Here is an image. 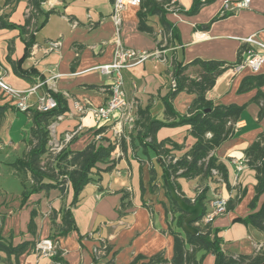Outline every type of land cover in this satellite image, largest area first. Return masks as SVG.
I'll list each match as a JSON object with an SVG mask.
<instances>
[{"label":"crops","instance_id":"1","mask_svg":"<svg viewBox=\"0 0 264 264\" xmlns=\"http://www.w3.org/2000/svg\"><path fill=\"white\" fill-rule=\"evenodd\" d=\"M154 1L155 6L144 0L141 5L131 4L123 11L121 37L125 46L165 51L161 58L123 70L125 90L135 102L136 121L140 110H148L153 118L166 121L164 96L171 89L176 63H190L198 58L235 62L242 46L249 48L243 38L257 33L264 42V0H251L248 8H238L226 15H221L226 0H208L195 13H192L194 0ZM42 9L48 14L47 22L35 33V44L27 53L19 25L25 22L29 0H15L11 4L0 0V15L7 14L9 21L16 24L0 29V64L5 81L28 91L43 79L48 80L55 70L59 76L29 97V102L35 103L38 95L47 90L63 97L66 109L50 125L49 144L78 151L92 140L110 139L116 148L109 163L99 164L94 173L96 180L84 187L75 204L71 184L65 191L54 187L35 193L23 203V177L9 163L28 148L33 121L28 112L17 110L0 90V105H9L0 117L3 144L0 152H5L0 161V177L5 178L0 187L2 235L14 243L49 237L61 222V212L70 209L76 227L56 238L64 264H93L95 249L103 244H108L110 251L103 252L97 264H108L110 260L112 264H130L137 256H143L137 263L142 264L157 254L171 262L175 244L172 231L184 230L177 225L179 213L173 210L165 188L161 156L142 145L135 130L136 121L133 127L123 124V131L115 134L119 113L99 126L90 112L81 114L75 108L76 101L87 107L100 106L110 96L111 80L99 66L110 63L115 50L112 0H47ZM58 39L60 49L49 50L50 43ZM186 72L196 77L199 68L189 66ZM260 73H264V64L258 73L229 68L206 93L215 103L246 106L235 124L234 135L213 151L227 166L228 180L215 173L207 179H177L180 194L192 201L199 188L207 187V210L217 196L235 201L233 208L212 222L222 238L223 249L233 255L251 254L264 248V231L242 221L252 211L256 170L247 163L239 170L237 164L246 158L245 150L264 133V115L260 117V104L255 100L257 89L239 91L245 76ZM195 96L187 91L177 93L173 98L175 110L187 114ZM100 128L102 131L97 133ZM71 133L74 135L68 140L67 134ZM156 138L164 141L176 157L186 153L195 142L188 124L163 125ZM263 203L264 193L257 208ZM33 218L37 226L35 235L28 230ZM12 260V264H51V259L34 250L25 252L17 261ZM203 264H215L214 254L204 255Z\"/></svg>","mask_w":264,"mask_h":264},{"label":"trees","instance_id":"2","mask_svg":"<svg viewBox=\"0 0 264 264\" xmlns=\"http://www.w3.org/2000/svg\"><path fill=\"white\" fill-rule=\"evenodd\" d=\"M14 1L5 0L6 4H11ZM45 1L47 0H29V12L24 24L19 25L26 43L27 53L35 44V33L47 22L48 14L42 9V3ZM146 1L153 6L156 5L154 0ZM207 1L194 0L192 13L199 11ZM143 2L144 0H142ZM15 26L16 24L9 21L7 14L0 15V29ZM246 50L247 48L242 46L239 57L235 62L198 58L190 63H176L173 73V77L177 82L176 88H171L168 94L164 96L166 121L153 118L148 110H140L138 113L135 124L137 137L140 138L145 148L152 149L161 156L165 173V188L173 210L179 213L177 225L181 229H183V220L187 214L172 199L167 179L169 178L173 182L178 192V177L207 179L213 177V170H216L217 175H221L225 181L228 180L227 166L219 161L213 151L234 135L235 124L240 119L246 106L245 104L235 103H215L206 97V93L215 85L220 75L229 68L236 67L242 61L243 52ZM193 65L199 68V75L196 77H192L186 72L189 66ZM263 86L264 73H260L245 76L239 87L240 92L257 89L255 100L260 104V117L264 115ZM180 91H187L196 95L185 115L179 114L173 105V98ZM53 94L58 100L57 108L50 111H40L36 108L29 110L28 113L33 121V126L28 148L19 158L9 163V166L23 177L25 188L22 194L23 203L35 193L48 191L54 187L65 191L66 186L71 184L74 189L73 204H75L79 200V194L84 187L96 180L94 173L99 169V164L109 163L116 148L115 143L110 139L102 142L92 140L84 149L78 151L70 150L67 147L57 151V147H52L49 144L50 125L66 109L63 106V97L56 92H53ZM8 106V104L0 105V117L4 116ZM176 124L190 125L191 133L195 137L193 146L179 157L170 152L164 141L160 142L156 138V132L160 127ZM101 131L102 128L97 133ZM208 133H211L210 137L207 136ZM245 157L247 165L256 170L257 183L256 195L250 203L252 211L242 221L250 227L264 231V203L257 208L259 198L264 193V133L260 134L245 150ZM207 190V187L199 188L194 202L200 201L205 206ZM182 197L189 203L193 202L190 198ZM234 202V200L228 201L227 210L233 208ZM196 226L199 229L197 235H192L186 231H172L175 244L171 262L167 261L161 254H157L150 257L148 262L142 264H203L204 255L207 253L214 254L215 264H264L263 247L251 254L233 255L223 249L222 238L219 236L218 231L213 229L212 223L205 224L199 220ZM75 227V219L71 210L65 209L61 212L59 226L49 237L57 241L58 236L66 235ZM36 228L33 218L28 225V230L35 235ZM38 240H23L14 243L10 238L2 235V219H0V263L12 264V258L17 261L25 252L35 251ZM108 251H110L108 244L97 247L93 264H97L100 255ZM60 252L59 250V254ZM143 258V256H137L130 264H137ZM54 259L62 261L64 264V260L60 255ZM108 264H112V260Z\"/></svg>","mask_w":264,"mask_h":264},{"label":"built area","instance_id":"3","mask_svg":"<svg viewBox=\"0 0 264 264\" xmlns=\"http://www.w3.org/2000/svg\"><path fill=\"white\" fill-rule=\"evenodd\" d=\"M113 11L111 19L116 27V33L113 38L115 44V50L113 60L110 63L99 66L101 72L110 78V96L105 104L100 106L87 107L80 101L75 102V108L81 114L90 112L97 125L102 126L112 119L114 113H119L120 120L114 128L115 134H120L123 129V124H129L134 126L136 121V115L133 113L135 102L130 99L127 91L125 90V79L123 70L133 64L143 63L152 58H161L165 52L160 48L154 51L137 50L124 45L121 37V27L123 23V11L127 6L141 5L142 0H112ZM251 4V0H238L235 2L226 0L221 9V15H226L238 8H248ZM243 43L248 44L249 48L245 51L242 61L234 67L236 71H242L244 69L249 70L251 73H258L264 64V42L258 38L257 33L242 39ZM61 46V40H55L50 43L49 50L58 51ZM258 48V49H256ZM59 76L55 70H52V76L48 80H42L37 85L30 88L28 91L19 90L4 79V69L0 64V90L5 94L14 104L15 108L21 112H29L31 108H36L40 111H50L58 107V100L53 94V90H47L38 95L35 103L29 102V97L35 94L40 87L45 84H49L52 80ZM177 82L173 77L171 80V88L175 89ZM119 126V127H118ZM74 133L67 134V139H71ZM208 137L211 133L207 134ZM100 138V136H97ZM57 151L61 150L64 146L57 145ZM3 148V144L0 142V149ZM247 159L239 161L238 169L241 170L246 164ZM217 174L216 170H213ZM194 202V201H193ZM228 200L217 196L211 202V209L207 210L203 217L200 219L202 223H212L215 218L223 214L227 210ZM58 242L50 237L40 238L35 247V252L39 256L48 257L51 259V264H63L62 261L55 260L54 258L63 256L61 251L59 254Z\"/></svg>","mask_w":264,"mask_h":264},{"label":"water","instance_id":"4","mask_svg":"<svg viewBox=\"0 0 264 264\" xmlns=\"http://www.w3.org/2000/svg\"><path fill=\"white\" fill-rule=\"evenodd\" d=\"M167 185L172 199L178 204L179 208L187 214L183 220V230L192 235H197L199 229L196 223L203 217L205 206L200 201L192 203L187 202V200L179 194L175 185L169 178L167 179Z\"/></svg>","mask_w":264,"mask_h":264},{"label":"rangeland","instance_id":"5","mask_svg":"<svg viewBox=\"0 0 264 264\" xmlns=\"http://www.w3.org/2000/svg\"><path fill=\"white\" fill-rule=\"evenodd\" d=\"M4 155H5V152L4 151H1L0 152V161L3 160ZM4 180H5L4 177H0V187H1V181H4Z\"/></svg>","mask_w":264,"mask_h":264}]
</instances>
